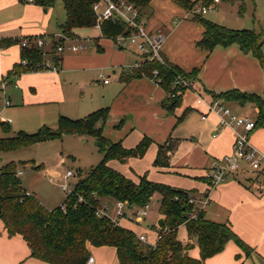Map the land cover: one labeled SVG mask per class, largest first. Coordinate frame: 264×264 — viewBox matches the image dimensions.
<instances>
[{
    "label": "crops",
    "instance_id": "1",
    "mask_svg": "<svg viewBox=\"0 0 264 264\" xmlns=\"http://www.w3.org/2000/svg\"><path fill=\"white\" fill-rule=\"evenodd\" d=\"M190 1L197 4L187 9L174 0H151L143 13L148 31L165 37L162 48L165 61L186 72L199 69L192 88L181 92L178 103L172 107L170 94L155 79L141 76L128 83L122 80L123 76L142 67H136L142 58L139 45L127 43L133 45L134 50L126 47L127 44L119 47L113 38L103 36L102 32L91 38L97 51L92 46L77 51L75 56L67 57L70 64L65 68L63 52L57 70L27 69L18 76H9V72L22 60L21 42L24 39H32L33 42L41 35L60 34L66 19L60 21L51 7L44 8L32 0H0V121L10 124L13 135L21 130L30 133L37 126L39 129L44 125L56 129L63 115L58 108L68 101L83 114L109 107L120 120L123 113L131 110L135 122L121 120V132L114 137L106 132L104 126V135L109 136L112 142H121L125 148L135 147L146 136L153 142L142 158L111 159L108 165L136 183L146 174L151 181L192 191L197 196H208L206 218L228 223L250 247V252L230 240L224 250L208 258L206 264H264V172H248L246 165L242 164L244 170L231 174L214 188L204 179L213 160L232 152L235 140L234 127L221 128L218 114L209 109L210 103L215 95L231 89L264 95V68L254 53L245 52L237 43L217 45L212 50L199 44L205 27L194 18L195 14L230 28L245 29L249 25L244 20L246 8L241 11L243 4L234 11L228 6H220V0L210 17H205L208 11L198 12L204 5L197 0ZM250 13L248 18L249 21L253 19V29L264 35V16L257 19L254 8ZM74 37L84 41L79 36ZM45 59L52 60L47 56ZM106 71L114 74V79L109 74L105 75L110 79L109 83H104L99 77ZM95 74L98 81L106 85L102 105H92L86 99V87L90 83L86 79ZM68 76L81 81L73 85L67 81ZM220 100L235 113L257 119L259 109L253 103L240 105L223 98ZM205 115L207 118L203 119ZM250 142L264 153L263 127L250 134ZM165 144H174V149L168 151L169 165L155 166L159 146ZM128 161L135 164L142 175H132L124 165ZM155 195L159 197V212L161 195ZM108 200H112V205L115 203V199ZM151 211L152 207L149 213ZM130 213L119 225L136 235L143 234L148 244L155 245L159 238L158 221L163 218L160 212L153 239L133 229L134 225L146 221L149 214L142 222L136 223L130 218ZM7 233L5 227L0 231V264H50L30 256L29 245L21 235L8 238ZM188 243L193 245L191 256L200 258L197 242L191 239L183 241L185 245ZM88 248L94 258L91 264H120L115 247L89 244Z\"/></svg>",
    "mask_w": 264,
    "mask_h": 264
},
{
    "label": "trees",
    "instance_id": "2",
    "mask_svg": "<svg viewBox=\"0 0 264 264\" xmlns=\"http://www.w3.org/2000/svg\"><path fill=\"white\" fill-rule=\"evenodd\" d=\"M32 1L44 8H50L56 0ZM96 1L63 0L66 21L62 25V33L74 37L75 28L96 26V15L92 8ZM129 1L144 13L151 0ZM174 1L187 9L197 4L190 0ZM197 1L208 5L214 0ZM241 11H244V5ZM194 18L205 27L204 37L199 42L202 47L212 50L217 45L228 46L237 43L245 52L254 53L264 68L262 33H257L254 29L230 28L200 14H195ZM127 29V24L122 20H107L102 23V33L105 37H115ZM45 56L55 62L61 59L57 45L52 46L48 54L34 45L22 47V60L8 75L18 76L27 69H39V63L46 60ZM155 69L159 71L158 77L162 78L160 85L169 94L176 93L179 89L173 86L177 76L194 80L199 73V69L186 72L169 61L165 64L153 61L123 76L122 80L128 83L141 76L155 79ZM220 98L240 105H256L259 111L255 129L264 128V95L231 89L214 96V99ZM179 99V94L169 96L171 106L174 107ZM107 117V107L79 119L62 115L56 129L44 125L33 133L21 130L13 135H8L12 131L10 124L0 121V130L5 134L0 135V153L75 133L92 134L99 144L103 145L104 157L101 162L79 179L73 192L66 196L63 202L66 210H63L61 205L48 209L34 193H28L20 176H17L16 164L9 163L0 169V219L9 236L19 234L26 240L31 250L30 256L50 264H87L91 257L88 245L91 244L115 247L120 264H206L205 261L223 251L230 240L235 241L247 253L250 252V247L228 223L207 219L205 211L197 212L195 217L190 218L194 206L189 203V198L194 192L151 181L146 174L136 183L110 167L108 162L111 159L142 158L153 141L146 136L133 148H125L121 142H112L104 136V126L97 127L100 121L106 122ZM172 149L174 144L160 145L154 165L168 166V151ZM204 179L210 183V178ZM156 193L161 195L159 212L164 218V224L159 228V238L155 245L142 242L132 230L113 223L106 216L96 214L103 198L128 200L130 205L140 207L149 203ZM181 226H185L189 239L197 242L200 258L191 256V243L185 245L179 239L178 231Z\"/></svg>",
    "mask_w": 264,
    "mask_h": 264
},
{
    "label": "rangeland",
    "instance_id": "3",
    "mask_svg": "<svg viewBox=\"0 0 264 264\" xmlns=\"http://www.w3.org/2000/svg\"><path fill=\"white\" fill-rule=\"evenodd\" d=\"M241 4H243L246 8L243 12L245 17L244 20L246 24L249 25L246 26L245 29H253V19L252 21H249V13L251 11L253 12L254 8L257 19H259V17L264 16V0H222V4H220V6H228L234 11H238L241 7ZM51 9L53 13H57L58 19L60 21L63 18L66 19L63 0H56L55 4L51 7ZM213 11L214 10L208 11L206 14H204V16L210 17L211 12ZM73 33L76 36L82 38V40H86L87 38H93L95 35L99 36L101 31L98 27L94 26L75 28ZM111 42L113 41L111 40ZM89 44H91V48L95 47L93 50L97 51L96 44L94 41H90ZM129 46L131 49L134 50L133 45L127 44L126 47ZM119 47L117 48L120 50ZM76 53L77 52H72L68 50L64 51V68L70 64L67 60V57L75 56ZM107 72L108 71H106L105 73L103 72V75L109 74L111 79H114V74L112 73V71H110V73ZM98 80L99 79L97 77V74H95V76L90 75V77L86 79L88 83L90 82L86 87V99L89 100L92 105H102L103 103V94L106 85H103V83ZM67 81L74 85L76 83H79L81 80L80 78L68 76ZM139 105L143 104L139 103ZM237 105L231 104L230 106L235 107ZM107 108L108 117L106 122L100 121L97 127L105 126L106 132H110L112 137L116 136V134H119L121 132V120H123V122H125V120L127 122H135V120L132 119L134 113L131 110L126 113H123L122 118L120 120V118L117 119L118 117L113 112L111 113L109 107ZM58 109L62 111L63 115H66L67 117H70L72 119L84 118L89 113L88 112L87 114H83L84 112H80L78 107L70 101L61 104ZM38 127L39 126H37L35 130L29 132H36ZM0 135L5 136V134L1 130ZM8 135L12 134L9 133ZM104 136L109 139V136ZM97 143H99L98 139L94 135L89 133L64 134L60 138L48 139L46 141L34 143L27 147H21L17 150L1 152L0 169H2L9 163L16 164L17 171H23V174L20 175V179L22 180L24 188L26 190L37 192V198L41 201V203L48 209H53L62 205L68 194L67 192H64L61 189V183L66 182L69 184L70 188H74L76 182L79 179L86 176L93 167H96L101 162L104 157V152L102 148L103 145ZM124 165L126 166L128 171L135 177L142 175L141 173H139V168L134 166L135 164L131 163L130 161H128V163H125ZM67 169H71L76 172L77 176L65 180L62 172ZM108 198L110 197L103 198L102 202L105 203ZM108 202L111 206H113L112 200H108ZM150 203L152 211L149 213L148 219L140 224L134 225L133 229L137 230L139 233H146L150 239H153L156 235L155 223L158 220L159 215L158 195H154L151 198ZM2 223L3 221L0 219V231L3 227H5L4 223L3 225ZM7 237L9 238L8 233ZM178 237L180 238V240H182V242L185 240H190L184 227L179 228Z\"/></svg>",
    "mask_w": 264,
    "mask_h": 264
},
{
    "label": "built area",
    "instance_id": "4",
    "mask_svg": "<svg viewBox=\"0 0 264 264\" xmlns=\"http://www.w3.org/2000/svg\"><path fill=\"white\" fill-rule=\"evenodd\" d=\"M219 1L220 0H214L213 3L204 5L202 8L198 9V12L205 13L213 10L215 4ZM92 8L96 15V27H98L101 32L103 21L122 20L127 24V31L112 38L120 47H124L127 43H135L139 45L142 58L136 63V67L143 66L144 64L153 61H157L161 64L166 63L164 56L162 55L165 37L160 33L148 31L147 22L143 12L133 2H130L129 0H97ZM90 41L91 38L81 41L79 38L70 37L61 32L57 35L45 37L38 36L33 42L29 39H24L21 42V47L34 45L45 54H48L52 46L57 45L58 54H62L66 50L77 52L86 48L88 45L91 46V44H89ZM23 63L27 64L26 61H23ZM59 65L60 60H58V62H55L54 60H45L44 62L39 63L38 66L39 69L57 70ZM158 74V69H155L153 71L154 78L158 83H161L162 78L158 77ZM99 77L103 79L104 83L110 82V79L103 74H100ZM173 86L179 87V89L176 93L170 94L172 97L180 94L184 88H192L193 80L183 78L179 75L175 79ZM209 109L211 112L218 114L221 128L232 126L235 131L232 152L213 160L210 165L207 173V177L210 178V187L214 188L219 183L227 180L231 174L244 170L242 164L246 165L248 172H264V153L253 146L250 142V134L256 128V119L249 115H239L235 113L220 99H213L210 103ZM206 118L207 115L203 116V119ZM62 173L65 180L77 176V173L71 169H67ZM22 174V170L17 171V176ZM60 187L68 194L72 193L74 189L70 188L69 184L66 182L61 183ZM80 200L82 201L83 199L80 198ZM189 203L194 206L193 212L189 215L190 218H193L196 216L197 212L206 210L209 204V199L208 196L203 194L199 196L190 195ZM61 208L66 210V205L62 204ZM150 209V202L144 206L138 207L130 205L128 200H115L113 206L107 201L105 203L101 201L96 209V214L98 216H106L113 223L119 225L120 221L127 216L129 211H131L130 218L133 221L136 223L142 222L148 216ZM137 237L142 242L149 243L148 239L143 234H138ZM93 261L94 258L90 257L87 264H91Z\"/></svg>",
    "mask_w": 264,
    "mask_h": 264
},
{
    "label": "water",
    "instance_id": "5",
    "mask_svg": "<svg viewBox=\"0 0 264 264\" xmlns=\"http://www.w3.org/2000/svg\"><path fill=\"white\" fill-rule=\"evenodd\" d=\"M97 144H99V143H97ZM123 161H125V159H123ZM163 224H164V218H160L159 221H158L159 227H162Z\"/></svg>",
    "mask_w": 264,
    "mask_h": 264
}]
</instances>
